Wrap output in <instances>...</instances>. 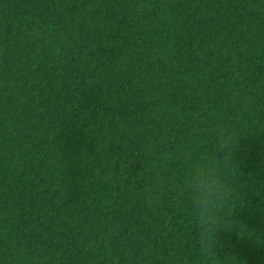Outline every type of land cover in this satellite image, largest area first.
Wrapping results in <instances>:
<instances>
[{"label":"trees","instance_id":"16d2710c","mask_svg":"<svg viewBox=\"0 0 264 264\" xmlns=\"http://www.w3.org/2000/svg\"><path fill=\"white\" fill-rule=\"evenodd\" d=\"M223 132L208 256L181 161ZM262 196L264 0H0V264H264Z\"/></svg>","mask_w":264,"mask_h":264},{"label":"clouds","instance_id":"9594fccd","mask_svg":"<svg viewBox=\"0 0 264 264\" xmlns=\"http://www.w3.org/2000/svg\"><path fill=\"white\" fill-rule=\"evenodd\" d=\"M234 143L232 134L219 133L214 148L209 147L211 141H205L198 156L193 157L192 152H186L181 161L179 194L183 196L189 231L208 256L215 255L213 249L219 240V230L234 228L229 219L235 208L230 187ZM252 191L260 195L261 190L253 186ZM261 199L264 201V196ZM247 235L258 245L264 243V239L252 231Z\"/></svg>","mask_w":264,"mask_h":264}]
</instances>
